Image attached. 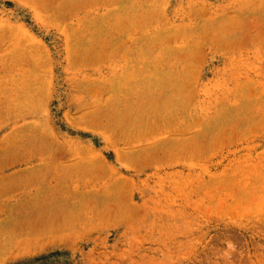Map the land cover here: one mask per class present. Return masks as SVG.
I'll use <instances>...</instances> for the list:
<instances>
[{
	"label": "rangeland",
	"instance_id": "rangeland-1",
	"mask_svg": "<svg viewBox=\"0 0 264 264\" xmlns=\"http://www.w3.org/2000/svg\"><path fill=\"white\" fill-rule=\"evenodd\" d=\"M0 264H264V0H0Z\"/></svg>",
	"mask_w": 264,
	"mask_h": 264
}]
</instances>
